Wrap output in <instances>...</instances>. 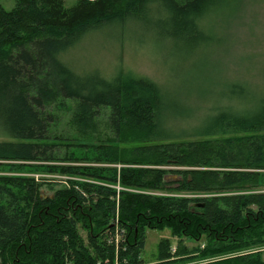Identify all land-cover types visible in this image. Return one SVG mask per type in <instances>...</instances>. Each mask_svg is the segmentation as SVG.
<instances>
[{
    "label": "trees",
    "instance_id": "trees-1",
    "mask_svg": "<svg viewBox=\"0 0 264 264\" xmlns=\"http://www.w3.org/2000/svg\"><path fill=\"white\" fill-rule=\"evenodd\" d=\"M12 1L10 11L0 5V137L18 142L0 143V161L61 160L58 146L49 143L55 119L46 104L54 100L74 102L72 121L82 134L108 111L113 138L109 146L92 147L96 164L122 163L121 144L158 143L129 151L131 164L153 168L62 167L59 173L88 182L70 180L51 199L40 197L33 178H0V264H144V231L161 227L175 235L195 229L209 234L206 247H183L173 263L210 256L219 259L199 264H264L261 252L235 255L264 245V193L229 194L264 184L258 173L264 171V92L254 97L230 83L223 97L243 105L219 108L197 131L225 138L167 142L174 135L160 116L168 106L154 83L79 74L62 60L101 24L130 20L186 57L211 44L204 21L232 0H77L69 8L64 0ZM73 154L62 161L79 162ZM167 175L179 177L183 191L219 194L156 198L115 188L159 190ZM118 229L124 236L116 245ZM169 249L161 242L154 264H173Z\"/></svg>",
    "mask_w": 264,
    "mask_h": 264
},
{
    "label": "rangeland",
    "instance_id": "rangeland-1",
    "mask_svg": "<svg viewBox=\"0 0 264 264\" xmlns=\"http://www.w3.org/2000/svg\"><path fill=\"white\" fill-rule=\"evenodd\" d=\"M77 0H64L65 8ZM5 11L14 7L12 0H0ZM217 13L209 15L204 27L211 37V44L194 53L183 56L165 41H158L149 31L143 30L133 21L121 23H103L97 30L85 36L76 46L63 55L62 60L79 74L96 73L111 79L117 74L133 78H144L154 83L163 93L168 106L161 114V125L174 138L167 142L195 141L205 139H223L225 136H203L197 133L202 124L224 106L240 107L243 101L224 98L230 91L229 84L236 83L245 87L254 97L264 92V0H232ZM50 101L47 111L54 117L49 143L58 146L59 161L53 163L0 161V178H33L41 185L39 191L43 199H51L55 192L65 187L69 181L88 182L84 178H69L59 173L62 167H94L105 169L145 170L153 168L148 165L130 163L129 151L135 147L152 142H132L121 144L122 163L96 164L91 161L92 147L111 145L113 135L108 124V111L102 110L96 118L95 128L82 134L73 123L75 104L73 101ZM247 105V104H246ZM18 142L0 137V143ZM74 153V154H73ZM79 158V162L62 161L69 155ZM86 158V159H85ZM85 159V160H83ZM54 171L48 173L47 170ZM263 176L264 171H258ZM179 177L167 175L163 178L164 187L159 190L122 189L132 194L149 195L156 198L200 199L218 195L217 192L194 194L183 191L179 186ZM264 193V184L256 189L244 187L229 194ZM118 224L117 221L114 223ZM78 234L84 245L87 244L86 231L79 224ZM120 231V232H119ZM208 235V236H207ZM119 238L124 230L118 229ZM215 237L213 235L212 239ZM221 237V236H219ZM209 234L203 230H188L183 235H175L173 228L161 227L157 230H145V247L141 252L144 264L156 263L159 244L167 241L172 258L179 260L177 252L185 247L187 251L203 249L209 241ZM210 240V241H211ZM20 250V248L16 249ZM24 250V249H23ZM261 252L264 261V245L250 246L235 255ZM21 255V253H20ZM231 256V255H229ZM198 257V256H197ZM179 264H199V262L216 261L219 258L206 256ZM182 259V258H181ZM66 264H71L67 262ZM100 264V263H99ZM106 264V263H104ZM176 264V263H173Z\"/></svg>",
    "mask_w": 264,
    "mask_h": 264
},
{
    "label": "built area",
    "instance_id": "built-area-1",
    "mask_svg": "<svg viewBox=\"0 0 264 264\" xmlns=\"http://www.w3.org/2000/svg\"><path fill=\"white\" fill-rule=\"evenodd\" d=\"M119 239H120V238H119L118 234H116V235H115V243H117Z\"/></svg>",
    "mask_w": 264,
    "mask_h": 264
},
{
    "label": "bare ground",
    "instance_id": "bare-ground-1",
    "mask_svg": "<svg viewBox=\"0 0 264 264\" xmlns=\"http://www.w3.org/2000/svg\"><path fill=\"white\" fill-rule=\"evenodd\" d=\"M116 234H118V233H116ZM114 241H115V239H114ZM116 245H118V242L117 243H115Z\"/></svg>",
    "mask_w": 264,
    "mask_h": 264
}]
</instances>
